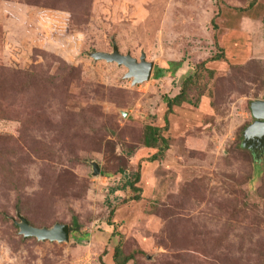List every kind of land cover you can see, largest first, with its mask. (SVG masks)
I'll return each instance as SVG.
<instances>
[{"label": "rangeland", "instance_id": "1", "mask_svg": "<svg viewBox=\"0 0 264 264\" xmlns=\"http://www.w3.org/2000/svg\"><path fill=\"white\" fill-rule=\"evenodd\" d=\"M253 1L0 0V264H113L121 243L137 264H264V157L242 147L264 101ZM114 40L146 54L149 82L90 57ZM170 62H182L175 76L154 79ZM191 76L200 86L167 124V98ZM146 125L163 129L162 159ZM122 172L140 173L139 198L119 190ZM18 214L48 228L76 217L82 230L24 240Z\"/></svg>", "mask_w": 264, "mask_h": 264}, {"label": "water", "instance_id": "2", "mask_svg": "<svg viewBox=\"0 0 264 264\" xmlns=\"http://www.w3.org/2000/svg\"><path fill=\"white\" fill-rule=\"evenodd\" d=\"M90 57L95 61L115 63L119 67L126 68L128 72L125 74V79L132 80L133 86L149 82L155 68L152 62L147 61L145 53H141L139 60L132 57L131 53L121 54L115 40L113 41L111 53L95 52ZM251 114L255 122L246 129L242 147L251 151L257 160L264 156V101L253 102L251 104ZM92 168L93 176L101 175V168L97 163H92ZM17 218L19 221L15 223L19 228V234L23 236L24 240L34 238L38 242H49L51 244L70 242L71 231L68 224L57 223L51 228H38L31 226L21 214H18Z\"/></svg>", "mask_w": 264, "mask_h": 264}, {"label": "trees", "instance_id": "3", "mask_svg": "<svg viewBox=\"0 0 264 264\" xmlns=\"http://www.w3.org/2000/svg\"><path fill=\"white\" fill-rule=\"evenodd\" d=\"M256 5V1L254 0L252 3H250L249 8H252V6ZM264 22V21H263ZM223 59V55L216 56L211 61H221ZM206 64V63H205ZM182 67V62H170L168 64V68H156V72L154 74V79L157 78H168V77H174L175 74L178 72V70ZM184 88L182 89V93L175 97L174 99H168L167 98V114L165 118V122L168 124V116L172 113V110L175 106H181L183 103H186L187 101L184 100L186 98V90L190 87H198L200 86L198 80L196 81V78L193 76L189 77L185 80ZM163 129L146 125L144 127L143 132V144L146 148L149 149H156L158 153L152 158V160L162 159L165 155V153L169 150V142L164 138L162 135ZM264 157V156H263ZM262 159V158H261ZM124 174V177L126 179V182H124L122 188L119 190H123L125 192H132L133 196H131L133 199L135 197H140V189L136 188V185L140 182L141 176L140 173L134 174L131 177H127L125 172H122ZM108 173L101 172L102 177H106ZM128 179V180H127ZM111 215H114V210L111 211ZM24 217V216H23ZM26 218V217H25ZM26 220L29 222V224L33 227L34 226L32 222H30L27 218ZM16 221H19L18 218L13 221V224L15 227L18 228L16 225ZM73 228H70L71 235H73L75 232H81L82 228L81 225L78 223V219L76 217H73L72 219ZM43 228V227H38ZM48 228V227H47ZM23 237V236H22ZM34 239V238H30ZM78 239V238H77ZM80 241V240H79ZM106 253V252H105ZM138 253H141L140 251H134L127 253L124 251L122 243L114 250L112 255V262L113 264H129L130 262H133V264H137L138 260ZM101 264H104L101 262Z\"/></svg>", "mask_w": 264, "mask_h": 264}, {"label": "clouds", "instance_id": "4", "mask_svg": "<svg viewBox=\"0 0 264 264\" xmlns=\"http://www.w3.org/2000/svg\"><path fill=\"white\" fill-rule=\"evenodd\" d=\"M101 176V175H100Z\"/></svg>", "mask_w": 264, "mask_h": 264}]
</instances>
